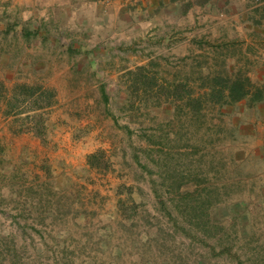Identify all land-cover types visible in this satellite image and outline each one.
<instances>
[{"label": "rangeland", "instance_id": "374dc122", "mask_svg": "<svg viewBox=\"0 0 264 264\" xmlns=\"http://www.w3.org/2000/svg\"><path fill=\"white\" fill-rule=\"evenodd\" d=\"M103 2L0 0V264H264V99L177 103L258 0Z\"/></svg>", "mask_w": 264, "mask_h": 264}, {"label": "trees", "instance_id": "16d2710c", "mask_svg": "<svg viewBox=\"0 0 264 264\" xmlns=\"http://www.w3.org/2000/svg\"><path fill=\"white\" fill-rule=\"evenodd\" d=\"M207 1L205 0V2ZM242 19L246 30H252L250 35L252 39L250 41L245 39L247 43L237 37L229 39L226 34L222 36L223 39L218 43L194 41L198 47L204 44L206 49L215 54L214 63L212 64L214 72L208 74L199 72L197 73L199 77L195 79L185 78L183 94L177 100L180 107H187L196 117L203 116L202 111L206 109L208 104L222 107L243 101L248 97L252 99V102L264 99V92L261 91V88L253 86L254 84L251 83L250 73L254 69L252 68L254 61L247 56L254 51L255 47L256 52L259 49H264V0H258L256 5L250 7V10ZM256 52L254 51V53ZM198 67L201 68V66ZM197 81L205 85L204 92L195 94L196 92L186 90L191 83ZM247 86L253 87L255 93H251L250 89H246ZM170 87L177 90L174 81L170 82ZM160 98L161 96L158 97V99ZM184 195L191 198L193 193ZM203 225L207 226L208 224L203 222Z\"/></svg>", "mask_w": 264, "mask_h": 264}, {"label": "crops", "instance_id": "0c3cea01", "mask_svg": "<svg viewBox=\"0 0 264 264\" xmlns=\"http://www.w3.org/2000/svg\"><path fill=\"white\" fill-rule=\"evenodd\" d=\"M134 1V13L143 11L148 13V16H161L166 11V6L180 4V0H133ZM218 0H208L206 7L217 12H223V9L218 8ZM103 0H68V16L75 15H92L96 8L103 7L105 4ZM132 5V4H130ZM132 9V8H131Z\"/></svg>", "mask_w": 264, "mask_h": 264}]
</instances>
